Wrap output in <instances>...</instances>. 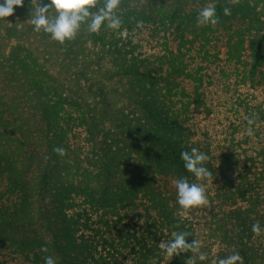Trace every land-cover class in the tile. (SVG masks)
I'll return each mask as SVG.
<instances>
[{
	"label": "trees",
	"instance_id": "16d2710c",
	"mask_svg": "<svg viewBox=\"0 0 264 264\" xmlns=\"http://www.w3.org/2000/svg\"><path fill=\"white\" fill-rule=\"evenodd\" d=\"M172 1L170 25H193L188 0ZM202 1L215 3L218 19L235 10L231 0ZM140 2L121 0L120 31L82 26L63 45L32 30L29 0L0 20V252L13 261L0 264H44L49 255L56 264H184L192 253L167 257L159 247L173 231L200 241L208 260L197 264L232 252L243 264H264V232L251 230L264 228V147L258 175L217 176L218 207L185 212L176 203V179L201 181L180 159L192 148L177 102L158 88L167 57L149 50L162 22ZM242 21L238 46L251 36L246 68L256 88L264 22L251 29Z\"/></svg>",
	"mask_w": 264,
	"mask_h": 264
},
{
	"label": "rangeland",
	"instance_id": "374dc122",
	"mask_svg": "<svg viewBox=\"0 0 264 264\" xmlns=\"http://www.w3.org/2000/svg\"><path fill=\"white\" fill-rule=\"evenodd\" d=\"M141 2L152 6L159 23L162 22L159 34L155 36L159 43L149 50L157 58L167 57L165 82L158 88L165 94H171L172 100L177 102L182 122L187 127L185 140L188 145L209 156L206 166L213 175L200 183L206 187L208 204L205 206H211L213 202V206L218 207L220 203L216 201L213 190L218 185L215 181L218 175L234 180L244 170L249 176L262 171L260 164L263 158L258 152L264 147V73L253 88L246 68L251 36L245 37L238 46L237 30L244 23L240 22L241 17L251 29L264 22V0L229 1L235 3L233 14L218 19L215 26H200L196 21L193 25L191 22L170 25L168 15L176 7L172 0ZM141 2L138 5L140 10ZM187 2L196 16L202 8L212 4L202 0ZM186 11L190 12L188 8ZM185 25L190 26L189 30L194 28L191 32H195L185 31ZM181 38L185 43H180ZM118 102L119 106L126 104L124 100ZM250 118L254 121L251 125L254 134L251 136L247 134ZM198 208L209 210L203 206ZM0 261L13 262L12 255L1 251Z\"/></svg>",
	"mask_w": 264,
	"mask_h": 264
},
{
	"label": "clouds",
	"instance_id": "9594fccd",
	"mask_svg": "<svg viewBox=\"0 0 264 264\" xmlns=\"http://www.w3.org/2000/svg\"><path fill=\"white\" fill-rule=\"evenodd\" d=\"M25 0H0V20L13 15L15 8L24 4ZM121 0H29L30 24L36 33L43 32L52 41L63 45L76 38L82 26L89 34H97L101 30L118 32L121 30L123 20L117 10ZM224 15H230L228 8L224 9ZM196 23L200 26H215L218 23V15L215 3L202 8L196 16ZM122 34V33H121ZM247 130L249 136L253 135L251 125L253 119H248ZM53 151L59 156L66 155L65 149L56 147ZM180 159L187 173L194 177L195 181H207L213 175L206 166L209 156L197 148L190 151H182ZM176 203L185 212L208 204V197L204 183L190 182L189 177L181 176L175 180ZM252 232L260 235L264 228L257 222L252 225ZM190 233L187 231H173L171 238L161 241L159 247L167 257L180 256L181 253H192L184 258V264H197L208 260L207 254L200 251V241L195 239L188 242ZM47 252V248H42ZM44 264H56L52 256H44ZM212 264H243V258L238 252L226 257L213 260Z\"/></svg>",
	"mask_w": 264,
	"mask_h": 264
}]
</instances>
